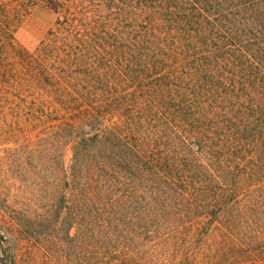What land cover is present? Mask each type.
Wrapping results in <instances>:
<instances>
[{
    "label": "trees",
    "instance_id": "obj_1",
    "mask_svg": "<svg viewBox=\"0 0 264 264\" xmlns=\"http://www.w3.org/2000/svg\"><path fill=\"white\" fill-rule=\"evenodd\" d=\"M36 5L61 16L30 50ZM0 94L41 127L55 215L120 259L264 264V0H0Z\"/></svg>",
    "mask_w": 264,
    "mask_h": 264
},
{
    "label": "rangeland",
    "instance_id": "obj_2",
    "mask_svg": "<svg viewBox=\"0 0 264 264\" xmlns=\"http://www.w3.org/2000/svg\"><path fill=\"white\" fill-rule=\"evenodd\" d=\"M58 16L47 6L32 7L15 32L17 41L35 49ZM1 94L0 210L12 222L17 264H129L120 259L124 250L101 246L97 230H77L68 218L55 215L50 163L47 152H41L45 143L41 127L17 117L18 110L11 105L14 97L7 101Z\"/></svg>",
    "mask_w": 264,
    "mask_h": 264
}]
</instances>
